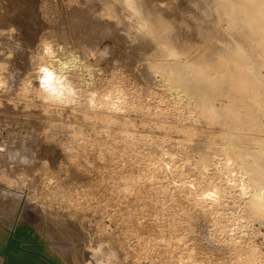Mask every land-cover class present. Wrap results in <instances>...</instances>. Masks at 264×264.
I'll return each mask as SVG.
<instances>
[{
	"label": "bare ground",
	"instance_id": "6f19581e",
	"mask_svg": "<svg viewBox=\"0 0 264 264\" xmlns=\"http://www.w3.org/2000/svg\"><path fill=\"white\" fill-rule=\"evenodd\" d=\"M21 7L32 13L27 23L34 36L26 44H16L20 39L9 31L19 23L14 9ZM99 9L100 18L105 10L115 17L111 33L125 23L124 38L133 44L119 37L103 48L92 43L86 21L96 19ZM52 14L77 23L75 33L85 35L66 28L70 35L61 36L58 23L49 20ZM216 18L202 0H0V73L9 80L8 89L0 91V121H17L26 129L25 135L7 129L0 153V264H90L88 239L69 249L68 238L44 224L23 226L33 201L47 218L58 189L64 191L55 182L72 180L68 175L81 167L80 152L90 167L92 158L98 159L95 165L107 172L110 184L104 189L116 203L117 215L102 217L99 233L111 234L113 221L141 223L148 217L150 222L144 243L129 227L122 240L107 237L114 239L109 246L114 259L121 251L129 257L135 248L142 262L148 256V264L155 263L151 252L159 249L158 264H264V55L255 52L254 63L246 46L217 44L205 27ZM212 39L221 59L207 65L180 44L194 41L204 48ZM49 42L80 56V67L68 73L78 90L76 104L48 105L34 91L25 94L28 81H35L39 50ZM26 109L36 111L44 125L29 120L35 115ZM82 176L80 181L92 179L90 173ZM69 187L63 208L77 217V210H84L77 201L85 194ZM192 238L197 246L187 244Z\"/></svg>",
	"mask_w": 264,
	"mask_h": 264
},
{
	"label": "rangeland",
	"instance_id": "374dc122",
	"mask_svg": "<svg viewBox=\"0 0 264 264\" xmlns=\"http://www.w3.org/2000/svg\"><path fill=\"white\" fill-rule=\"evenodd\" d=\"M202 2H204L206 4L208 10L211 13L215 12L216 17H217L216 22H218L217 20H219V19L221 20V25L219 23H216L213 20H210V21L205 23V27L208 26L207 28H209V34H212V33H210V29H211V31H213L212 36H214L216 38V40H215V41H217L216 43L217 44H239L243 47L246 46L250 50L251 55L253 56V62L258 63L256 61V58L254 57L255 52H260L262 55H264V0H202ZM213 3H214V5H213ZM23 4H25V3H23ZM212 8L215 10L214 12H213ZM25 9H26V7L14 9V15L16 16V19H18V21H19V23L16 22V23H18V27H16L17 24L15 23L14 25H12V27L9 28V31H15V37H17L18 40L20 39L19 42H17L16 44H24V42L26 44L28 42H32V37L34 36V32L31 30V25L27 23L29 17L32 16V13H31V11L25 10ZM101 10L99 9L96 11V14H97V17H95L96 19L93 20V18H92L91 20L88 19L86 21V23H88V25L91 26L93 29L92 33H95V34L91 33V35L89 36V39L90 40L92 39V43L95 44L94 42L98 41V43L96 42V44H103V46H102V48H103L106 46H111V44L115 40L114 38L119 37L122 40H124V41L121 40L122 42H124V44H126V43L133 44L130 41L125 40V38H124V36H126V34H124V32L122 31V28H124L122 26H124L125 23L124 24L118 23V26H117L118 27L117 28L118 33L114 34L116 32V29H115L114 30L115 32L112 31V33H113L112 34L111 30L114 27H116V26H114L115 22L113 23L112 21H116V19H115V17L113 19L112 18L113 16L110 17V12H107L108 10L107 11L105 10L104 12L106 15L105 14L102 15L100 18L99 14L101 13L100 12ZM194 11H199V10L194 9ZM201 15H202V17L206 18V16H204L203 11H200V16ZM105 16H106V18H104ZM177 16H175V18H177ZM50 17H53V18L49 19ZM98 17L101 20L104 18L103 21L106 20V22H105L106 26L104 24V26L101 28V25L97 24L95 22V21L99 20ZM171 17L174 18L173 16H171ZM49 18L48 19L51 22H53L54 24L56 23V25H57V23H58L57 30L60 32L61 36L64 35L66 32L68 35H70L69 30H67L68 28L70 29V31H72L71 32L72 35H79L80 36L79 33L85 35L84 32L81 30H79L78 34H76L77 33V27H78L77 23L67 22V19H65L66 18L65 16L60 18L56 14H52L49 16ZM175 18H174V20H175ZM180 18H184V17L180 16ZM171 19H169V20L172 21L173 19L172 20ZM101 20H99V21H101ZM107 20L110 21L111 24ZM103 21H101V22H103ZM64 22H65L66 27L63 26ZM21 23H24L25 27H23ZM170 23L171 22H169L168 26H170ZM19 24L21 27L19 26ZM73 24H75L76 27L73 26ZM120 24H121V27H120ZM214 24H215V26H214ZM61 26H63V27H61ZM99 26H100V28H98ZM173 26L175 27V25H173ZM73 27H74L75 31L73 30ZM94 27H95V29H94ZM20 28H22V29H20ZM16 29H18V30L16 31ZM61 29H63V30H61ZM118 30H120V31H118ZM95 31H97V32H95ZM42 32L45 34H47V33L49 34L48 31L47 32L42 31ZM41 34L42 33L40 32L39 35H41ZM55 34H57V33H55ZM100 35H102V36H100ZM112 35H115V36L112 37ZM91 36H92V38H91ZM103 36H105V37H103ZM110 37H112V38H110ZM100 38H101V41L98 40ZM157 41H161V39L158 38ZM215 41H213V39H212L210 42L209 41L206 42L207 44L209 43L208 45L206 43H204V44H206L204 48H203V46H200L198 43H194V41L192 44L190 42H187V43H181L180 42V44L183 45V49H184L185 53L193 56L198 61H201L203 65H207L210 60H220L221 59L220 53H218L219 56L214 55V53H217ZM219 41H220V43H218ZM13 44H15V42H13ZM113 44H115V43H113ZM195 44H197V45H195ZM211 67L214 68V63H211ZM24 111L30 112V114L35 115V119L29 118V120H34V121L40 120L37 116V113H34L36 111H34V110L31 111V110H27V109ZM78 123H80V122H78ZM33 124L37 125L34 122H33ZM39 124L44 125V121L40 120ZM81 124L82 123H80V125ZM22 126L23 125L22 124L20 125L19 122H17V121H11L10 123H3L0 121V138L2 140H5V135H6L5 131L7 129H10V128L11 129L13 128L14 131L16 130L17 132L16 131L15 132L18 133L19 135H25L26 129H24ZM86 130L89 131L88 128ZM79 154L82 157L79 156L81 159L80 158H79L80 160L77 159L78 161H76V163L77 164L80 163V164H78L79 166H77V165H75V166H77L79 168L81 165V167L79 169L77 168L80 171L75 170L73 175L71 174L72 177H71V175L67 174L70 177L69 179L72 178V180H68V177H67V179L65 177H63V180H64L63 183H62V181H59V180H56V182H55L58 187H61V190H64L63 192L65 193L64 194L62 191H60V188H59L58 189L59 194L56 195V199L58 201H55V203L57 202V204L60 205L62 209L61 210L58 209V206L54 203V205L51 206V208L47 214V218L43 219L44 215L42 214V209H41L40 203L33 201L34 203L32 202V204H28L25 208L26 212L23 214V217H24L23 226L26 227L27 229H31L30 228L31 226L34 227V226H37V224H40V225L44 224L42 226L43 228H49L52 230V232H57L58 234L61 233V236L63 235L62 236L63 238H68L67 239L68 241H66V242H68V244L70 243L69 245H67V247L69 249H70V247L74 248L75 246L80 245L81 242L88 239L89 241H91V243H90L91 246H90V249L87 250L85 253V259L88 262H90V264H119L120 263L119 260H121V259H123L121 261L125 262V264H131V263L135 264V262H136V264H142V263L148 264L147 262L150 260L145 259V258H148V256L146 257V255H145L143 257L144 262H142V260L140 259L141 252H140V250L136 251L137 252V255H136L135 248H134V250L128 249L129 253L127 254V256H129V257H126V258H124V253H123V251H121L120 252L121 256H119V258H120L119 260L114 259L113 253L109 252L110 251L109 250L110 243L112 242V240H114V239H112L111 241H109V239H111V238L116 239V238L121 237L119 239L122 240L123 235H121V233L125 234L126 233L125 230L128 227H129L128 229L130 231H133V233L135 234V237L139 238V240L142 241V242L140 241L141 243H144L146 238L150 235V234H148V232L150 231V226H149L150 222H149V220L146 219L148 217H144L142 220H140V222L142 221L141 223H136V222L132 223V220H130V219L125 221L124 224H122V223L116 224L115 221H113L112 228L110 230L111 234L108 235V236H110V235L111 236L108 237L107 235H104V236H103V234L101 235L100 233L103 229H102V227L99 228L98 222H103V220H104L103 218L105 216L110 217L114 213L112 211L115 209L114 208V206L116 205V203L114 202L115 199H113V197H111L105 191L107 189L106 187L110 186V184L107 185V181H106L107 172L98 166L96 167V165H95L97 163L98 159L96 161L95 159L92 158V162L94 161V165H92L93 167L92 166L90 167L88 165V163L84 160V158H83L84 155H82L81 152ZM90 161H91V159H90ZM75 166H74V168H76ZM94 166H95V168H94ZM86 168L89 170H87ZM97 168L98 169L100 168V169L98 170ZM81 169H84V170L90 171V172H84V170L82 171ZM95 169H96V171L99 172L98 174L101 173L102 175H104V176H102V178H104V179L98 178L95 175L96 174V173H94V172H96ZM101 170L105 173H102ZM76 172H77V174H76ZM78 172L82 173L84 176L86 175L85 177H88L87 173H90V176L92 178V179H90L91 181H88L87 179L86 180L84 179V181L83 180L80 181L79 176L80 175H81V177H83V176H82V174H78ZM74 174H75L76 178L73 177ZM76 175H78V176H76ZM53 177H56V176L54 175ZM95 177H97L98 179L95 180L94 179ZM99 177H101V176H99ZM78 179H79V181H78ZM104 180H105V182H104ZM86 181H88L87 184L84 183ZM100 181H101V183H99ZM99 184L102 185L103 187L98 186ZM81 185L84 187H82ZM92 185H96V186H92ZM71 186L76 187V190H79V191L82 190L81 194L86 195V196L84 195L83 197H80L81 199H79V201H77V203L81 206V208L84 207V210L81 209V212H80V210H77L78 212L76 211L77 215L79 214L78 216H80V218L78 216H77L78 218L75 216H71V215H69L70 213L66 214V211L63 208L68 203H66V202L64 203V201H62L61 199L63 198L64 195H69L70 191H68V187L71 188ZM104 186L106 189H104ZM111 186H112L111 188H113L115 190L114 185L111 184ZM41 187L44 188L43 185H41ZM90 187H92V188H90ZM98 187L100 189H103V190L102 191L99 190ZM83 188L85 190L86 189L87 190L85 191V190H83ZM40 193L42 194V196L44 195V193L42 191H40ZM92 194H93V196H92ZM46 195H48V193H46ZM67 198H69V196H67ZM94 201H95V203H94ZM106 201H107V203H106ZM92 204H95V205L92 206ZM107 204H108V206H107ZM110 213H112V214H110ZM114 214H116V213H114ZM82 216H83V219H82ZM90 216H92V217H90ZM97 216H98V218H96ZM93 218H96V219H93ZM100 219H102V220H100ZM90 220L92 221V223ZM153 220L155 221V217ZM54 221L57 224H54L52 226L53 223H51V222H54ZM93 222H96V223H94L96 225H94ZM64 223H66V225L68 224V226H69V227L67 226L68 228H70L72 225V227H71L72 229L71 228L70 229L65 228L66 225ZM142 223H143V225H142ZM48 224H49V227L47 226ZM62 226H64V228ZM95 229H97V230H95ZM98 229L100 230V233H99ZM155 229H157V228H155ZM75 232L77 234L79 233L80 235L78 234L79 236H77V234ZM66 233L68 235H66ZM107 237L109 238L108 240H107ZM77 238H78V240H77ZM90 238L93 240H91ZM193 238H195V237H193ZM193 238H192V240H194ZM121 240H119V241H121ZM192 242H195V240L194 241L190 240V242H187V244L188 245H194L195 244V246H197L196 243H192ZM75 243H77V244H75ZM114 243L118 244L119 242L117 243V241H116ZM130 243L133 244L132 239H131ZM70 245H72V246H70ZM100 245H104V248L102 249L101 252L97 253L95 251V249ZM160 250L161 249H159V251ZM158 252H151V254H152L151 262H155L154 264H158L157 262H159L158 261L159 257L156 256V254L158 255ZM121 257H123V258H121ZM125 259H127V261H124ZM128 261H129V263H128ZM163 261L164 262L167 261V264L169 263L168 260H163ZM169 264H173V263H169Z\"/></svg>",
	"mask_w": 264,
	"mask_h": 264
},
{
	"label": "clouds",
	"instance_id": "9594fccd",
	"mask_svg": "<svg viewBox=\"0 0 264 264\" xmlns=\"http://www.w3.org/2000/svg\"><path fill=\"white\" fill-rule=\"evenodd\" d=\"M38 60L35 81H28L25 94L34 91L37 98L48 105L76 104L78 90L74 87L68 73L80 67L82 64L80 56L75 51H66L62 45L49 42L39 50ZM8 85L9 80L4 73H0V91L8 89ZM103 248L104 245H100L95 251L99 253Z\"/></svg>",
	"mask_w": 264,
	"mask_h": 264
},
{
	"label": "built area",
	"instance_id": "2783aa9c",
	"mask_svg": "<svg viewBox=\"0 0 264 264\" xmlns=\"http://www.w3.org/2000/svg\"><path fill=\"white\" fill-rule=\"evenodd\" d=\"M5 147H6L5 141L0 138V153H2Z\"/></svg>",
	"mask_w": 264,
	"mask_h": 264
}]
</instances>
